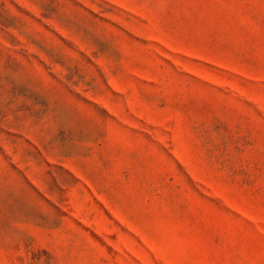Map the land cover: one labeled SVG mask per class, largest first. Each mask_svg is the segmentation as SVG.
Returning <instances> with one entry per match:
<instances>
[{
    "label": "rangeland",
    "instance_id": "1",
    "mask_svg": "<svg viewBox=\"0 0 264 264\" xmlns=\"http://www.w3.org/2000/svg\"><path fill=\"white\" fill-rule=\"evenodd\" d=\"M0 264H264V0H0Z\"/></svg>",
    "mask_w": 264,
    "mask_h": 264
}]
</instances>
